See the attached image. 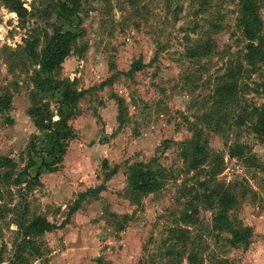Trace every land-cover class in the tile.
Masks as SVG:
<instances>
[{
    "label": "rangeland",
    "instance_id": "1",
    "mask_svg": "<svg viewBox=\"0 0 264 264\" xmlns=\"http://www.w3.org/2000/svg\"><path fill=\"white\" fill-rule=\"evenodd\" d=\"M73 1L23 0L34 10L26 27L0 1V91L8 88L13 93L11 108L0 111V155L13 158L17 171L33 165L30 176L10 188L13 199L6 192L0 200L7 209L0 216V264H16V221L24 209L26 220L45 215L58 225L41 237L48 250L47 264H169L168 229L185 208L184 184L195 182L196 172L187 171L182 153L194 135L190 125L199 121L217 77L245 52L246 42L237 27L239 0H214L206 11H199L194 0H80L77 7ZM59 2L76 7L72 22L58 18L60 4L52 12L49 3ZM59 26L79 33L59 78L70 79L78 91H85L69 122L75 136L68 141L65 172L62 162L49 166L53 158L42 151L50 147L47 132L37 128L28 114L32 69L16 66V72H10L7 58V50L30 35L43 47L46 32L53 34ZM206 39L214 44L211 56L201 60L188 56L192 46ZM247 81L246 97L264 105V65ZM116 96L125 101L122 120ZM47 97L57 111L60 93ZM100 111L108 121L110 115L116 118L113 132L106 134L108 123ZM90 118L98 125L97 133L90 129ZM80 125L86 127L85 138ZM199 126L210 148L224 157L219 179L236 187L237 203L230 215L239 234L213 229L214 212L200 205V224L193 226V235L206 247L201 254L204 264H264V142L249 123L226 132L201 122ZM236 141L249 146L257 166L229 156V146ZM98 144L104 145L106 154L111 148V155L96 149L90 156L96 162L79 166L74 152ZM42 156L47 163L43 166ZM135 162L167 171L165 187L132 196L127 169ZM40 169L39 179H32ZM76 201L78 208L71 213ZM68 217L70 223L59 226ZM186 256L181 264H189ZM28 264L44 263L32 259Z\"/></svg>",
    "mask_w": 264,
    "mask_h": 264
},
{
    "label": "trees",
    "instance_id": "2",
    "mask_svg": "<svg viewBox=\"0 0 264 264\" xmlns=\"http://www.w3.org/2000/svg\"><path fill=\"white\" fill-rule=\"evenodd\" d=\"M0 1L17 14L24 27L27 26L29 17L34 15L33 9L29 10L23 0ZM213 1L194 0L199 6V11H206L212 6ZM73 2L75 6L80 5V0ZM58 4L60 2L49 3L52 12L56 11ZM262 5V0H239L237 27L246 42L245 52L236 61H230L226 72L217 77L214 91L205 105L204 112L199 116V121L196 120L190 125L194 135L182 153L184 162L187 164V171L194 170L196 172L193 176L195 182L191 185L184 184L182 194L188 198L185 208L175 219V225L168 229L167 240H170V244L165 254L169 258V264H177V262L181 264L185 255H187L189 264H204V257L201 254L206 250V247L200 237L193 235V226L200 224V205L214 212L213 229L219 232L232 230L234 236L239 237L238 231L232 228L230 215L237 203L236 187L219 179V175L225 168L224 157L210 148L207 139H203V132L199 125L200 122L205 123L216 132H226L233 128L241 129L249 123L253 126L258 138L264 142V105L257 106L246 97L250 91V83L247 79L251 78L253 72L264 65L263 21L260 15ZM59 7L62 11L58 18L62 21L72 22L71 14L76 12V7H70L68 3H62ZM45 12L50 14L48 9ZM63 14L66 15L63 17ZM214 27L220 28L218 25ZM78 36L77 31L65 30L63 26H59L55 27L53 34L46 32L44 46L41 48H39L40 39L30 35L24 38L23 44H17L16 48L11 47L7 50L10 72L15 73L16 66H20L21 70L29 69L30 71L32 69L33 71V85L30 90L31 106L28 114L37 128L47 132L50 147L42 148V151H46L48 156L53 158L52 165L49 166L63 162L68 141L75 136L69 122L76 113L80 100L85 95V91H78L75 83L70 79L59 78L63 63L73 51ZM213 51L212 40L206 39L192 46L188 50V56L201 60L211 56ZM17 63L18 65H16ZM55 91L61 95L57 111L52 108L47 97L48 93ZM12 97L13 93L8 88H3L0 91V111L11 108ZM116 99L120 107L119 117L122 120V111L126 108L125 101L117 96ZM32 148L36 149V143L32 142ZM229 156L244 161L247 166H257L256 156L250 153L246 143L236 141L231 144ZM42 159L44 160L43 166L47 164L46 157L42 156ZM32 166V164H28L24 171H17L18 163L13 158L0 155V200L3 199L6 192L13 199L14 193L11 187L21 185L23 176H30L29 169ZM40 174L41 169L31 177L37 180ZM201 175H205V177L200 179ZM169 177L167 171L162 168H148L141 162L130 164L127 169L128 189L135 198L140 197L139 194L161 191ZM89 192L92 190L82 192L80 196L84 197ZM77 203L78 201L73 206L71 213L78 208ZM5 210H7L5 205H0V216H4ZM25 210L27 209H24L23 212L20 211L23 214L16 221L19 227V239L13 262L28 264L32 259H36L47 264L44 258L48 250L45 249V242L41 237L44 233L56 229L58 225L45 215H37L31 220H26ZM68 221L69 217L59 226H63ZM1 237L2 233L0 232V239Z\"/></svg>",
    "mask_w": 264,
    "mask_h": 264
},
{
    "label": "crops",
    "instance_id": "3",
    "mask_svg": "<svg viewBox=\"0 0 264 264\" xmlns=\"http://www.w3.org/2000/svg\"><path fill=\"white\" fill-rule=\"evenodd\" d=\"M109 104V103H108ZM77 112V111H76ZM100 114H101V116H102V118H103V120H105L108 124H107V128H106V130H105V132H106V134H109V132H113V128H114V126H115V124H116V122H117V120H116V118L113 116V115H110L109 116V121H108V119L106 118V116L104 115V112L103 111H100ZM89 121H90V129H94L95 130V132L97 133V128H98V125H97V123H96V121H93V119L92 118H90L89 119ZM84 122H86V121H84ZM93 122V123H92ZM93 125H94V128H93ZM80 130H81V134H82V136L85 138V134H86V127L85 126H83V125H80L79 127H78ZM99 129V128H98ZM96 137V136H95ZM71 147H69V149H70ZM107 148H109V147H107ZM69 149H67V151H66V154L64 155V161L62 162V165H60V168H61V166H63L64 167V172L65 171H67L68 169L66 168V163H67V161H68V158H69V152H70V150ZM96 149H99V150H103V156H110L111 155V152H112V149L111 148H109V149H106L107 150V154L106 153H104L105 151V147H104V145H101V144H98V145H96V146H93V147H89L88 149L87 148H83V150L82 149H79V150H76L74 153H76L75 155L77 156V159H79L78 161L80 162V164H79V166H83L84 167V165H89L88 164V162H91V165L93 164V163H95L96 162V160L93 158V157H90V156H92V154H93V152L96 150ZM108 154H110V155H108ZM87 158H88V160H87ZM84 164V165H83ZM59 168V169H60ZM58 169V170H59ZM62 170V169H61ZM58 172H60V170L58 171ZM76 214V213H75ZM71 219V218H70ZM70 223V222H69ZM69 223H66V225L67 224H69ZM61 225V224H60Z\"/></svg>",
    "mask_w": 264,
    "mask_h": 264
},
{
    "label": "clouds",
    "instance_id": "4",
    "mask_svg": "<svg viewBox=\"0 0 264 264\" xmlns=\"http://www.w3.org/2000/svg\"><path fill=\"white\" fill-rule=\"evenodd\" d=\"M11 15L15 16V13H12Z\"/></svg>",
    "mask_w": 264,
    "mask_h": 264
}]
</instances>
